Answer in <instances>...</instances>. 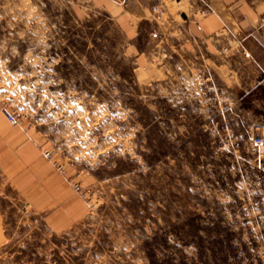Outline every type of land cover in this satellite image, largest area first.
Segmentation results:
<instances>
[{"label":"rangeland","instance_id":"374dc122","mask_svg":"<svg viewBox=\"0 0 264 264\" xmlns=\"http://www.w3.org/2000/svg\"><path fill=\"white\" fill-rule=\"evenodd\" d=\"M130 41L99 0H0V115L41 143L0 156V264H264V99Z\"/></svg>","mask_w":264,"mask_h":264},{"label":"crops","instance_id":"0c3cea01","mask_svg":"<svg viewBox=\"0 0 264 264\" xmlns=\"http://www.w3.org/2000/svg\"><path fill=\"white\" fill-rule=\"evenodd\" d=\"M99 1L128 40H136L127 45L137 56L162 47L169 65L172 57L175 62L178 56L195 57L206 68L210 61L217 72L231 79L233 88L245 91L264 84V32L259 26L264 0ZM141 33L147 40L144 49L136 43ZM5 119L0 115V156L18 153L25 166L35 168L36 162L41 163V143L27 136L17 149L16 133Z\"/></svg>","mask_w":264,"mask_h":264},{"label":"built area","instance_id":"2783aa9c","mask_svg":"<svg viewBox=\"0 0 264 264\" xmlns=\"http://www.w3.org/2000/svg\"><path fill=\"white\" fill-rule=\"evenodd\" d=\"M259 26L261 28H263V31H264V19L260 22ZM4 115H5L6 119L8 120V122H10L11 124H16L17 118L14 114H12L11 112L5 111ZM251 142H252V145L254 146V148H257L261 153L264 154V138L262 136H260V135L253 136L251 139ZM47 156H49V155H47ZM53 163H54V165L57 166V168L59 167L55 161H53ZM72 187L76 192H81V188L77 183H74L72 185Z\"/></svg>","mask_w":264,"mask_h":264},{"label":"trees","instance_id":"16d2710c","mask_svg":"<svg viewBox=\"0 0 264 264\" xmlns=\"http://www.w3.org/2000/svg\"><path fill=\"white\" fill-rule=\"evenodd\" d=\"M251 95H258L259 99H264V84L258 85L254 90L250 91ZM261 95V96H259Z\"/></svg>","mask_w":264,"mask_h":264}]
</instances>
